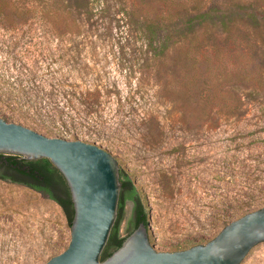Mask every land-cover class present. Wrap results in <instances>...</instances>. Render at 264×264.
<instances>
[{
    "label": "rangeland",
    "instance_id": "1",
    "mask_svg": "<svg viewBox=\"0 0 264 264\" xmlns=\"http://www.w3.org/2000/svg\"><path fill=\"white\" fill-rule=\"evenodd\" d=\"M179 1L214 21L149 27L163 0H0V117L111 152L161 251L264 206V0ZM70 239L60 204L0 178V264H46Z\"/></svg>",
    "mask_w": 264,
    "mask_h": 264
},
{
    "label": "water",
    "instance_id": "2",
    "mask_svg": "<svg viewBox=\"0 0 264 264\" xmlns=\"http://www.w3.org/2000/svg\"><path fill=\"white\" fill-rule=\"evenodd\" d=\"M0 154L47 158L70 190L74 216L68 247L46 264H245L264 247V206L227 223L205 244L161 251L144 222L102 259L118 218L120 165L103 147L80 139L50 137L0 117Z\"/></svg>",
    "mask_w": 264,
    "mask_h": 264
},
{
    "label": "trees",
    "instance_id": "3",
    "mask_svg": "<svg viewBox=\"0 0 264 264\" xmlns=\"http://www.w3.org/2000/svg\"><path fill=\"white\" fill-rule=\"evenodd\" d=\"M163 1L167 6L168 14L166 15V17L168 19L157 16V18L150 20L149 27H153L158 21L161 20L171 23L167 24V26H170L174 24V17L180 12H184L185 14L189 15L186 24L191 27L194 26L195 23H197L199 26L205 27L208 25V21H214V18L209 12H198L194 16L190 15L188 12L189 9L187 7L186 1ZM60 2L61 0H52V6L56 8L55 11L59 10ZM221 16L226 17V14L223 13ZM222 24L228 33L231 32L230 24L226 22H223ZM120 177L122 187L118 208V218L111 232L109 241L103 251L101 257L102 259H105L116 248H118L125 237L120 235L119 228L120 222L124 218L125 203L128 199H131L134 203L131 224L135 229L141 222H144L148 229L150 241H153V235L148 228V213L146 211L145 204L142 200L140 192L136 189V186L134 185V183H132V180L129 178V176L121 168ZM0 178L23 184L36 191L47 194L51 199L55 200L58 204L61 205L67 216L69 226H71L74 216V207L70 190L63 175L51 163L49 159L43 158L37 160H27L17 155L0 154ZM228 222L230 221L224 222L223 226H225Z\"/></svg>",
    "mask_w": 264,
    "mask_h": 264
}]
</instances>
